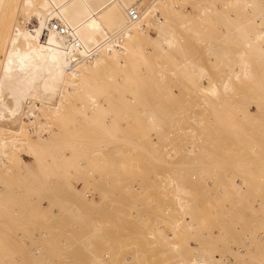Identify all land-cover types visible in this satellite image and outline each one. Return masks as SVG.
<instances>
[{
  "label": "rangeland",
  "instance_id": "374dc122",
  "mask_svg": "<svg viewBox=\"0 0 264 264\" xmlns=\"http://www.w3.org/2000/svg\"><path fill=\"white\" fill-rule=\"evenodd\" d=\"M245 1L176 0L174 14L165 9L171 35L151 38L157 31L146 25L144 54L124 65L99 64L77 86L96 95L95 106L77 111L82 99L75 95L55 119L48 111L35 122L25 119L33 140L35 124L52 123L38 151L8 147L10 157L0 160V264H193L212 246L203 226L211 214L218 231L219 142L233 128L234 106L264 81V0L249 7ZM125 2L132 4L90 5L92 13L107 8L126 21ZM66 9L73 20L90 16L74 3ZM88 24L87 32L102 28V19L90 16ZM242 34L261 36L250 46ZM60 50L82 54L66 42ZM1 114L9 137L21 122ZM247 199L234 215L238 225L231 222L224 244H216L226 264H264V208L250 211Z\"/></svg>",
  "mask_w": 264,
  "mask_h": 264
},
{
  "label": "bare ground",
  "instance_id": "6f19581e",
  "mask_svg": "<svg viewBox=\"0 0 264 264\" xmlns=\"http://www.w3.org/2000/svg\"><path fill=\"white\" fill-rule=\"evenodd\" d=\"M47 2H51L52 5L46 7ZM145 2V0L139 2L130 0L132 4L125 2L127 6L123 9L128 17L125 21V17L124 19L119 18L118 11L106 10L107 8L101 12L92 13L94 8L93 4L90 5V0H65L60 4L64 18L59 21V0H0V80L4 81L0 82V96H9L7 104H0V111L3 117L5 116L4 113H7L15 122H21L16 129L11 130L13 132L9 133L11 134L9 137L6 136L4 127H0L1 161L10 157V153L6 151L8 147L12 149L24 147L33 152L38 151L41 147L38 143L48 140L44 137L43 132L49 130L51 120L59 116L66 105L73 104V98L77 99L75 95L82 99V102H77V111L84 112L88 107L95 106L97 104L96 95L88 92L89 89L84 93L77 92V86L85 85L89 75L93 73L94 67L99 64L114 62L124 65L136 56L144 54L146 52L143 47L144 43L151 37L145 33L148 31L146 25L151 24L157 31L156 35L151 38H164L171 35L168 14H174L176 11V0ZM245 2L247 5L253 3L250 0ZM72 3L78 9L87 7L88 15L95 19H102V28L87 32L86 27L89 25L90 16L73 20L66 9V6ZM131 9L138 11L139 20H131L129 15ZM165 9H167L168 14ZM100 13L101 15H99ZM5 15L7 18H4ZM53 21L68 27L73 39L69 40L53 30L51 27ZM245 35L247 34H242L241 38L243 37L250 46L251 41L254 43L252 39L261 36L254 34V37H250L251 34H248L247 37ZM166 41L174 45L171 36ZM62 42H66L67 45L76 50L80 48L82 54L65 56L60 50ZM257 46L260 47L259 43ZM255 50V53L263 52L262 50L258 52ZM239 57L243 59V53ZM248 72V67L244 66L238 75L248 76ZM58 79L62 80V84L59 86ZM7 85H9L8 88ZM225 87H229L228 82L225 83ZM210 91L217 94L216 87ZM253 91L248 99H241L242 101L236 107L234 106L236 110L233 128L230 132H225V135L220 139L219 194L217 198L220 214L217 225L218 231L216 233L214 230L210 219L211 214H208L206 217L208 222L203 226V229H207L204 234L212 246L205 247L200 258L192 259L191 263L193 264H226L225 255L222 254L221 258H217L215 253L219 251L218 244L221 242L224 244L227 229L231 226L230 223L238 219H235L236 216L234 215H237L240 208L245 205L244 198L247 199L248 195L254 196L253 200H250V197L247 199L251 202H246L249 210L251 209L250 211L259 207L264 208V81L259 82L258 80L254 84ZM56 95H58L57 103L54 105L52 101ZM88 102H91L90 105ZM103 110L101 109V111ZM45 111L49 112L51 120L43 123L41 127L34 125L36 138L33 140L27 133V128L23 129L25 124L22 123L25 119H29L30 122L39 120L41 113ZM96 113L98 114V112ZM113 131L111 132L114 134ZM21 132L25 133L27 137H24L26 136L24 134L20 136ZM242 218L241 220L245 219ZM234 222L232 224L238 225ZM261 228H264V223ZM229 231H231V227ZM259 238L256 241H260ZM259 254L264 255V251Z\"/></svg>",
  "mask_w": 264,
  "mask_h": 264
},
{
  "label": "built area",
  "instance_id": "2783aa9c",
  "mask_svg": "<svg viewBox=\"0 0 264 264\" xmlns=\"http://www.w3.org/2000/svg\"><path fill=\"white\" fill-rule=\"evenodd\" d=\"M130 18L132 21H137L139 20L140 16L139 13L136 9H131L129 12ZM51 27L53 28V30H55L59 35L66 37L67 39H73L72 35L68 29V27L61 25L58 22L53 21V23L51 24ZM76 44H78V42H76Z\"/></svg>",
  "mask_w": 264,
  "mask_h": 264
}]
</instances>
